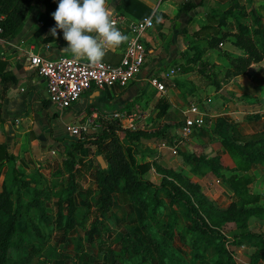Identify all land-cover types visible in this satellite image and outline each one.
Returning a JSON list of instances; mask_svg holds the SVG:
<instances>
[{
	"label": "crops",
	"instance_id": "0c3cea01",
	"mask_svg": "<svg viewBox=\"0 0 264 264\" xmlns=\"http://www.w3.org/2000/svg\"><path fill=\"white\" fill-rule=\"evenodd\" d=\"M140 1L152 9L150 15L155 21L154 27L143 36L147 53L141 72L125 87L112 85L97 89L93 86L83 93L78 102L63 109L50 104L45 80L30 65L29 60V53H37L46 58L73 56L66 49L67 42L61 30H57L55 37L50 32L53 26L38 31L47 19L43 0H33L18 34L8 39L0 38V144L5 145L7 151L16 157L17 168L26 178H36L33 173L37 170L39 180L47 183L42 187L37 186L43 189V201L39 200V204L44 214L42 217H38V214L34 220L40 231L38 236L35 233V239L41 238V241L33 245L42 247L44 253L51 251L56 264H91L88 256L93 260L98 257V264H113L115 259H120V264H124L121 261L124 259L123 254L119 252L123 248L121 242H129L127 246L133 248L128 237L137 243L145 239V233L139 225L138 209L129 203L119 202L117 192H112L113 204L108 210L96 214L94 207H91L90 212L94 211L95 215L87 213L82 188H96L95 171L98 165L92 173L83 175L89 177L91 182L80 185L81 181H76L71 174H75L76 170L67 172L61 160H65L66 152H70L76 160L82 158L83 162H88L97 146L84 144L81 148H75V136L67 130L72 124L89 121L88 132L78 137L82 140L87 134L98 133L103 123L116 118V113L126 116L136 112L140 117L134 119L131 125L125 116L119 119L123 128L146 132L162 130L159 136L142 138L139 142L140 161L150 163L146 172L149 180L156 184L160 181V175L153 166L156 163L180 172L196 183L217 208L225 209L234 201L238 208L264 209V162L245 163L235 148L224 147L219 137L212 132L219 118H224L233 126V135L238 136L237 143H244L252 134L264 131V52L259 62H251L245 72L236 73L232 69V62L242 54L241 50L233 45L232 49L225 51L223 42L216 41L223 32L232 34L236 31L235 17L225 14L235 0ZM185 1L201 3L189 12H179V7ZM237 1L244 6L245 17L250 12L247 3L252 4V8L257 11L255 16L260 18L259 26L264 37V0L260 6L255 4L256 0ZM120 2L107 0L108 6L118 12ZM216 3L226 5L222 12L216 9ZM222 16L226 17L223 22L219 20ZM231 22L235 24L234 27L230 26ZM123 52L122 44L118 48L106 49L102 61L118 64ZM232 52L237 54L236 57L231 55ZM168 66H177L179 70L173 77L164 79L166 88L160 92L150 84L149 78L160 75ZM196 102L205 108V123L185 138L177 147V152L173 153V141L180 133L186 110ZM83 149L87 151L86 154H83ZM199 155L206 159L218 156L222 166L220 174L213 173L207 166H201L200 170L195 168ZM78 163L76 165L80 166ZM55 166L62 167L68 179L63 184L49 185L48 180L54 177ZM6 170L7 166L0 174V189L3 180L7 186L11 184ZM222 175H235L240 181L246 180V183L243 186L238 184V191L235 192ZM71 179L81 188L73 192L75 210L68 216L66 200H62L59 209L58 193L63 191ZM160 196L168 201L162 192ZM88 199L93 203L94 196ZM164 209L170 212L167 206ZM180 216L178 212V221ZM128 217L133 219L137 236H128L126 231H122L123 228H119L121 235L112 244V238L117 234L111 230L106 231L104 223L110 221L124 224ZM94 222H98V232L89 242L87 234ZM68 223L72 226L64 233ZM48 224L54 227H47ZM247 224L248 230L253 233L264 232V218L251 216ZM225 226H233L234 230L239 227L234 223ZM255 240L245 238L240 243H229L234 249L232 254L236 263L239 260L243 262L247 257L245 264H264V250H257ZM106 243L112 253L105 251L103 245ZM63 247L68 248L67 254L62 250ZM84 252H88L87 255ZM130 252L133 256L126 255L125 259L131 257L134 260L136 256L142 255L136 254L135 249ZM132 262L130 264H137Z\"/></svg>",
	"mask_w": 264,
	"mask_h": 264
},
{
	"label": "trees",
	"instance_id": "16d2710c",
	"mask_svg": "<svg viewBox=\"0 0 264 264\" xmlns=\"http://www.w3.org/2000/svg\"><path fill=\"white\" fill-rule=\"evenodd\" d=\"M58 3L59 0H43L47 19L38 31L49 26L55 27V21L51 14L56 11ZM32 4L33 0H0V15L4 16L3 19H0V27L2 28L0 38H12L19 33ZM199 4L185 1L179 7V12H189ZM117 9L121 13L135 18L148 16L152 11L140 0H121ZM225 14L234 16L236 20V31L231 34L232 39L229 38V41L241 50L242 54L232 62V69L236 73H242L247 70L251 62H259L263 58L264 37L259 26L260 18L254 15L250 25L238 20L242 17L245 18V10L244 6L237 0L231 3ZM225 18L222 16L219 20L223 22ZM221 37H228V34H222ZM221 37L217 38L216 41L219 42ZM111 119L103 123V128L98 133L90 136V138L79 139L74 144L75 148H81L84 144L96 145L101 148L104 153L100 154L105 157L107 164L104 169L98 164L95 171V189L92 187L82 188L85 194L84 205L87 207V213L90 212L91 207H94L96 214L108 210L113 204L112 192H117L119 202L129 203L138 209L139 225L145 233V239L138 243L128 237L130 246L135 249L136 254H147V250L153 247L157 255V264H168L167 258L169 256L173 258L177 255L172 247V242L176 235L180 238L183 236L176 229L178 212L190 223V229L196 233L192 240L193 254L191 259L194 261L205 256L204 250H199L200 241L213 245L216 249L217 255L212 264H237L227 244L240 243L241 239L255 238L254 244L258 247L257 250H264V232L253 233L248 230L247 224L251 216L264 218V209L258 207L238 208L234 201L225 209L217 208L201 192L196 183L191 182L180 172L163 168L156 163L153 166L160 175V181L157 184L153 183L146 177L150 163L140 161L139 142L142 138L159 136L162 130L155 132L131 130L123 128L118 118ZM233 131V126L224 118H219L212 129V132L219 137L222 145L235 148L245 163L264 162V131L252 134L251 138L244 143L236 142L238 136L233 135ZM66 154L68 158L64 160V166L70 173L75 170V165L80 162V159L76 160L70 152H66ZM5 166H7L6 175L9 182L30 191L31 195L25 201L26 210L28 211L33 206L39 207L38 197L42 195L43 189L36 186L37 179L26 178L23 172L17 168L16 157L7 151L5 145L0 144V174ZM194 166L199 170L201 166H207L217 175L220 174L222 168L218 156L206 159L203 155H199ZM222 177L232 185L235 192L238 191V184L243 186L246 183V180H241V182L235 175L227 177L222 175ZM79 188L81 187L74 179H71L63 191L58 193L59 209L62 200H66L68 216H71L75 210L73 192ZM160 192L168 200L167 202L160 196ZM90 196H94L93 203L88 199ZM166 206L170 209L168 223L166 225L163 223L156 230L153 227L155 226L154 223L159 222ZM175 207H179V209ZM43 214L41 209L38 217H42ZM17 222L12 190L2 182L0 189V264H7L8 251L11 248H25L23 246L31 244L25 238L26 228ZM227 223L238 224L239 227L227 234L224 231ZM28 225H33L32 230L36 235L39 234V228L35 223ZM71 226V223L65 225L64 233ZM97 232L98 222H94L88 231L87 240L92 242L93 235ZM128 236H137L134 228L130 229ZM100 243L102 242L100 241ZM121 245L126 252L129 248L127 244L122 241ZM102 251L101 246L100 252ZM105 251L113 252L109 248ZM21 259L20 264H56L54 263V255L44 253L42 247L33 244L24 249ZM98 261L99 259L96 257L91 264H98ZM113 264L117 263L113 262Z\"/></svg>",
	"mask_w": 264,
	"mask_h": 264
},
{
	"label": "built area",
	"instance_id": "2783aa9c",
	"mask_svg": "<svg viewBox=\"0 0 264 264\" xmlns=\"http://www.w3.org/2000/svg\"><path fill=\"white\" fill-rule=\"evenodd\" d=\"M111 10V18L115 21L116 27L128 37V40L122 43L124 52L118 64L101 61L100 66H93L87 60L77 59L74 56L59 55L56 58H46L37 53H29L30 65L44 78L48 99L54 107L63 109L72 106L93 86L97 89L112 85L128 86L141 72L147 53L143 36L154 27L153 16L132 18L115 9ZM3 18L4 16L0 15V19ZM0 32H2L1 27ZM178 70L177 66L166 67L159 76H151L149 82L158 91L164 92L166 88L164 79L173 77ZM199 105L196 102L187 108V115L180 133L173 141V153L177 152V147L185 138L204 125L205 108ZM124 116L121 113L114 115L118 119ZM125 117L131 125L140 115L132 112ZM89 124V121L72 124L67 127V130L71 135L81 137L88 132Z\"/></svg>",
	"mask_w": 264,
	"mask_h": 264
},
{
	"label": "rangeland",
	"instance_id": "374dc122",
	"mask_svg": "<svg viewBox=\"0 0 264 264\" xmlns=\"http://www.w3.org/2000/svg\"><path fill=\"white\" fill-rule=\"evenodd\" d=\"M244 1V0H242ZM261 1L262 0H256L255 1V4L260 6L261 4ZM246 3V1H245ZM216 6V9L219 11V12H222L224 10V7L226 5H221L219 3H216L214 4ZM247 10L250 11L248 15H246V17H242V19H238V20H241L243 22H245L246 24H251L252 22V19L254 17V15H257V11L254 10V8H252V4L251 3H247ZM254 13V14H253ZM248 16V17H247ZM155 22V21H154ZM216 22V21H215ZM235 26V24L233 22H231L230 26ZM222 34H228V37H221L222 35H220V41L223 42L224 46H225V51H228V49H232L233 47V44L232 42L230 43L229 41V38L232 39V36L231 35V32H223ZM234 51V49H233ZM242 53V51H241ZM232 56H235L237 54H234L233 52L231 53ZM239 56V55H238ZM169 67V66H168ZM228 70H230L229 68H227ZM227 74V73H226ZM156 76H159V75H156ZM227 77V76H226ZM200 104V103H198ZM200 106V105H199ZM94 133V132H93ZM93 133L91 134H87L86 137H89L90 138V135H92ZM97 133V132H96ZM85 135V134H84ZM83 136V135H82ZM79 139L78 137H73V143L75 144V142H77ZM95 150V151H94ZM93 152H92V158L89 159L88 162H90V167L88 168V162H83V159L80 158V162L78 163L80 166H77L75 165V174L74 173H71L72 176H74L75 180L78 181L80 183L81 181V184L82 185L83 183L86 184L87 182H91V180H88L89 177H83L84 174H88L89 172H93V170L97 167L98 165V162L95 158V155L96 154H100L102 153V149L101 148H94ZM83 154H86L87 151L85 149H83ZM104 153V152H103ZM74 157V156H73ZM66 158H68V156H66ZM75 158V157H74ZM62 164L64 165V159L61 160ZM77 164V163H76ZM92 168V169H91ZM55 171L53 172V176L49 181V185H53V184H63V182H66L68 179L67 177L65 178V174L66 172L62 169V167L60 166H55L54 167ZM33 173V172H32ZM37 170L33 173V176H35L37 178V180H39L40 178H38L36 175H37ZM30 177H32V175H30ZM48 181H45V182H48ZM3 183H5V181L3 180ZM47 183L44 184V181H38L36 183V186H39V187H42L43 185H46ZM6 185V184H5ZM7 186V185H6ZM11 190H12V198L14 200V209H15V213L17 215V220H18V224L25 227L26 228V231H25V238L26 240H29L31 242V244H39L40 241H41V238H36L35 239V232L32 230L33 229V225H28L29 223H34V220L36 218V216L39 214L41 208H40V205L39 207L37 206H33L31 208L28 209V211L26 210L25 208V201L29 198V196L31 195L30 194V191H24V188L18 186V185H11L8 183V186ZM38 199L42 202L43 201V196H39ZM93 215H95L94 212H91ZM169 214L170 212L167 210V209H164L162 211V216L160 217L159 219V222L157 223H154L155 226L154 229H158L163 223H165V225L168 223V217H169ZM79 215V214H78ZM31 218V220H30ZM133 219L131 217H128L127 221L125 220L124 224H116V223H113V222H106L104 223V227L106 228V231H113L115 234H117V236L113 237L112 238V241L111 243L114 244V241L115 240H118L119 239V236L121 235V232H119V228H123L122 231H126L125 233H127L128 235V232L130 231V229H132L134 227V222L132 221ZM53 224V222H52ZM137 224V222H136ZM153 224V225H154ZM47 227H51L53 228L54 226L51 225V224H48L46 225ZM176 229L177 231H179L183 236L182 238H180L178 235H176L174 237V241L172 242V247L175 249V251L177 252V255L173 258H171L170 256L167 258V263L168 264H212V262L215 260L216 258V255H217V251L216 249L214 248L213 245H209V244H206L204 241H200L199 242V250L202 251L204 250V253H205V256L204 258L200 259V260H197V261H194L191 259V256L193 254V248H192V240L195 238L196 236V233L193 232L191 229H190V224L188 222H186L182 216H180V219L178 221V224L176 225ZM224 231L225 233L229 234L230 232L234 231V228L233 226H225L224 227ZM249 242V241H248ZM129 243V242H128ZM127 243V244H128ZM107 244V243H106ZM103 245L105 246V249H107L109 246L108 244L107 245ZM227 246L229 247V249L233 252V247L232 245L230 244H227ZM116 248V246L114 247V249ZM24 249L25 248H11L9 251H8V261H7V264H20L22 259L21 257L23 256L24 254ZM63 251H65L67 254L68 253V248L67 247H63L62 248ZM131 250H134L133 248H129L127 252L124 251L123 248L119 249V252H121L124 257V259H122L121 261L124 263V264H130V261H133L132 263H136L137 264H157V255H156V252L154 250L153 247H150L149 250H147V254H142V255H139V256H136L135 259L133 260L131 257L130 258H126V255L127 256H133L131 254ZM47 253H51V251H46ZM83 253V252H82ZM88 252H84V255H87ZM62 254H64L62 252ZM77 255H79L77 253ZM67 256V255H66ZM83 256V254L81 255ZM84 257V256H83ZM89 257V261L92 263L93 259H91V256H88ZM115 262H117L118 264H120V259L117 260L115 259L114 260ZM247 262V257H245V260L242 262V261H237V264H245Z\"/></svg>",
	"mask_w": 264,
	"mask_h": 264
},
{
	"label": "clouds",
	"instance_id": "9594fccd",
	"mask_svg": "<svg viewBox=\"0 0 264 264\" xmlns=\"http://www.w3.org/2000/svg\"><path fill=\"white\" fill-rule=\"evenodd\" d=\"M55 27L63 32L67 50L77 59H85L93 66H100L106 49L118 48L128 40L116 27L107 0H59L52 14Z\"/></svg>",
	"mask_w": 264,
	"mask_h": 264
},
{
	"label": "water",
	"instance_id": "95a60500",
	"mask_svg": "<svg viewBox=\"0 0 264 264\" xmlns=\"http://www.w3.org/2000/svg\"><path fill=\"white\" fill-rule=\"evenodd\" d=\"M96 160H97L98 164L100 165V167H101L102 169H104V168L107 167V165H106V161L104 160V158L102 157V155H98V156L96 157Z\"/></svg>",
	"mask_w": 264,
	"mask_h": 264
}]
</instances>
